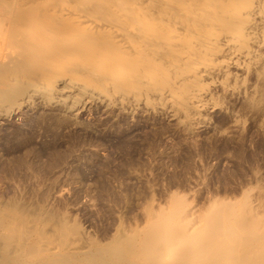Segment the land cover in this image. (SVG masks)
<instances>
[{"label":"bare ground","instance_id":"obj_1","mask_svg":"<svg viewBox=\"0 0 264 264\" xmlns=\"http://www.w3.org/2000/svg\"><path fill=\"white\" fill-rule=\"evenodd\" d=\"M254 45L264 46V0H0V104L156 98L195 114L205 78L259 67ZM13 206L0 208V246L21 264H264L259 193L203 206L172 193L105 243Z\"/></svg>","mask_w":264,"mask_h":264},{"label":"rangeland","instance_id":"obj_2","mask_svg":"<svg viewBox=\"0 0 264 264\" xmlns=\"http://www.w3.org/2000/svg\"><path fill=\"white\" fill-rule=\"evenodd\" d=\"M253 49L259 67L230 66L229 76L203 80L196 115L156 98L82 104L39 93L9 105L4 96L0 208L19 206L48 225L65 221L105 243L172 193L199 206L249 191L264 197V46ZM4 251L0 263L21 264Z\"/></svg>","mask_w":264,"mask_h":264}]
</instances>
